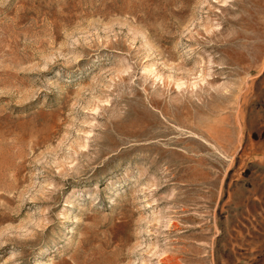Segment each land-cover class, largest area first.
Listing matches in <instances>:
<instances>
[{"label": "rangeland", "instance_id": "1", "mask_svg": "<svg viewBox=\"0 0 264 264\" xmlns=\"http://www.w3.org/2000/svg\"><path fill=\"white\" fill-rule=\"evenodd\" d=\"M0 264H264V0H0Z\"/></svg>", "mask_w": 264, "mask_h": 264}]
</instances>
